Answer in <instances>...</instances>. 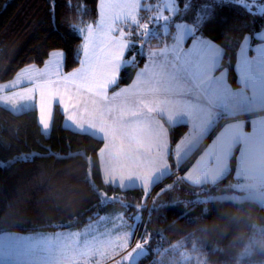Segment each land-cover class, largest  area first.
Returning <instances> with one entry per match:
<instances>
[{
    "label": "trees",
    "instance_id": "16d2710c",
    "mask_svg": "<svg viewBox=\"0 0 264 264\" xmlns=\"http://www.w3.org/2000/svg\"><path fill=\"white\" fill-rule=\"evenodd\" d=\"M198 1L179 0L183 10L176 20L194 24ZM214 1L201 32L223 50L218 71L227 69L237 87V55L247 36L259 41L255 35L264 30V0ZM98 16L99 0H0V84L30 64L44 66L55 50L64 52V71L75 69L82 55L81 31ZM129 27V57L138 41L163 45V35L149 40L152 34L144 38L143 26L140 35L130 33L139 26ZM175 28L167 41L174 40ZM145 60L125 66L117 86L131 83ZM220 124L180 164V171L193 164ZM168 129L175 169L173 151L189 126L168 124ZM103 145L102 139L65 126L59 105L46 134L36 108L16 113L0 104V232L81 227L95 213L131 205L143 212L134 242L147 248L148 255L139 264H264V208L218 198L237 191L236 154L230 173L217 183L190 186L173 179V172L147 191L104 180Z\"/></svg>",
    "mask_w": 264,
    "mask_h": 264
},
{
    "label": "crops",
    "instance_id": "0c3cea01",
    "mask_svg": "<svg viewBox=\"0 0 264 264\" xmlns=\"http://www.w3.org/2000/svg\"><path fill=\"white\" fill-rule=\"evenodd\" d=\"M144 1L99 0L97 20L81 31L82 55L75 69L64 71V52H51L42 67L51 58L56 59L54 63L59 67L47 79L61 89L48 91L52 100L47 107L48 128H42L44 133L51 131L54 110L59 105L65 126L94 135L104 145L109 142L115 147L114 160L118 162L111 166L105 164L99 151L102 175L107 183L125 189L117 182L119 168L131 169L133 175L138 160L146 156L140 154L146 143L154 140L163 143L170 152L167 157L170 165L168 124H188L187 134L174 149L178 151L181 146L185 150L183 155L187 156L221 122L187 170L173 169L170 165L168 175H164L176 172L173 179L190 186L217 183L230 173L231 160L236 154V185L259 184L262 187L254 191L264 190V112L259 113L264 111V30L255 35L258 42L250 39L251 36L243 41L235 64L237 87L231 84L228 71H218L222 49L217 57H208L215 59L209 77L201 74L203 70L198 63L209 54L197 55L194 43L208 45L211 41L194 40L193 36L184 49L176 46L178 40H172L170 46L174 47L167 50L168 54L172 52L171 59L160 55L151 61L146 59L131 83L117 86L122 69L136 65L134 56H128L127 29L130 17L138 8L141 10ZM41 97L47 99L46 93ZM32 106L38 110L40 122L41 108ZM127 158L131 162L128 166L123 162Z\"/></svg>",
    "mask_w": 264,
    "mask_h": 264
},
{
    "label": "rangeland",
    "instance_id": "374dc122",
    "mask_svg": "<svg viewBox=\"0 0 264 264\" xmlns=\"http://www.w3.org/2000/svg\"><path fill=\"white\" fill-rule=\"evenodd\" d=\"M214 2V0L198 1L194 24L176 20V16L183 10L179 0H149L145 4L141 3L140 9L144 8L143 14L138 8L128 22L129 26H139L136 32H130L131 35H140L143 31H147L146 33L152 34L147 39L150 40L154 35H163L161 37L164 38V42H161L163 48L159 49L151 43L138 41L139 47L133 53L135 64H138L142 57L148 61L159 55L171 59L172 52L169 51L168 54L167 50L174 46H170L171 41H167L165 36L172 32L174 26L176 27L174 39L179 41L176 46L181 49H184L185 43L191 36L194 40H210L202 34L201 27L213 10ZM140 26H143V31ZM157 26L161 29H157ZM145 36L146 34L143 35L144 38ZM210 41L208 45L193 41L195 42L194 47L197 48V55L209 54L198 63L199 68L203 70L201 74L207 78L209 77L208 71L212 69L215 60L208 57L212 55L217 57L219 49L221 50L219 45ZM54 61L56 62V59L51 58L46 67L30 64L21 69L13 80L1 83L0 104L16 113L33 108L32 104L36 105L39 109L41 108L42 128L47 129V107H49V101L52 100L48 91H60L61 89L57 85L53 86V81L49 82L47 79L49 74L54 75L59 67V64ZM224 71L228 70L224 69ZM44 93L47 99L41 97ZM144 148L146 149L141 148L140 154L146 156L141 157L136 163V168L133 170L135 174L131 175V169L119 168L117 182L125 189L142 186L147 190L146 188L149 186L152 188L168 175L170 165L172 166L167 160L170 153L168 148L156 140L146 143ZM115 151V147L109 142L101 148L102 160L107 166L118 162L114 160ZM184 152L181 146L178 151L174 150L176 168H179L181 162L190 155H183ZM123 162L127 166L131 163L129 158ZM260 187L262 185H253V183L235 186L236 193L240 194L253 192ZM175 188L173 185L168 189ZM133 219L135 225L132 222ZM142 220V210L133 209L130 205L114 207L108 213H95L89 217L88 223L81 227H64L53 231L0 232V264H128L133 254L141 248L137 240L134 242V238L136 237L135 231ZM190 257L185 255V258Z\"/></svg>",
    "mask_w": 264,
    "mask_h": 264
},
{
    "label": "water",
    "instance_id": "95a60500",
    "mask_svg": "<svg viewBox=\"0 0 264 264\" xmlns=\"http://www.w3.org/2000/svg\"><path fill=\"white\" fill-rule=\"evenodd\" d=\"M148 36L149 33L146 35V37ZM218 198L225 201H233L235 203L255 202L258 203L261 208H264V190H256L253 192L242 194L234 193ZM147 255L148 249L145 247H141L133 254L128 264H139L145 257H147Z\"/></svg>",
    "mask_w": 264,
    "mask_h": 264
}]
</instances>
